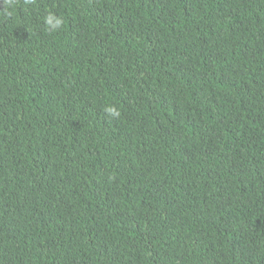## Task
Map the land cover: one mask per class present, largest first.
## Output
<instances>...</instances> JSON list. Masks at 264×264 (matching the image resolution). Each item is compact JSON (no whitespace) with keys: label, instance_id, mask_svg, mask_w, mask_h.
Wrapping results in <instances>:
<instances>
[{"label":"trees","instance_id":"trees-1","mask_svg":"<svg viewBox=\"0 0 264 264\" xmlns=\"http://www.w3.org/2000/svg\"><path fill=\"white\" fill-rule=\"evenodd\" d=\"M0 264H264V0H0Z\"/></svg>","mask_w":264,"mask_h":264},{"label":"clouds","instance_id":"clouds-1","mask_svg":"<svg viewBox=\"0 0 264 264\" xmlns=\"http://www.w3.org/2000/svg\"><path fill=\"white\" fill-rule=\"evenodd\" d=\"M45 23L47 26H49L50 30H55L56 28L60 27L63 23L62 19L55 17L52 14H49L45 18ZM111 111V109H109Z\"/></svg>","mask_w":264,"mask_h":264}]
</instances>
